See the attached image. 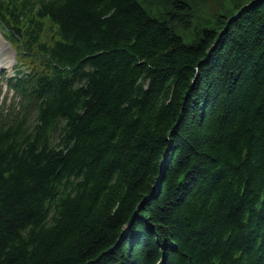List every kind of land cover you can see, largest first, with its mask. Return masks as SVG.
Instances as JSON below:
<instances>
[{"label": "trees", "instance_id": "1", "mask_svg": "<svg viewBox=\"0 0 264 264\" xmlns=\"http://www.w3.org/2000/svg\"><path fill=\"white\" fill-rule=\"evenodd\" d=\"M231 1L0 0V264H264V0Z\"/></svg>", "mask_w": 264, "mask_h": 264}, {"label": "rangeland", "instance_id": "2", "mask_svg": "<svg viewBox=\"0 0 264 264\" xmlns=\"http://www.w3.org/2000/svg\"><path fill=\"white\" fill-rule=\"evenodd\" d=\"M197 0H194L193 4L196 8V2ZM202 1L204 0H198V4H197V10H196V17H195V20H202L204 18H211L212 16L214 17V11L211 8L215 9V12H217L218 10H223L224 7L222 4H220L222 1L225 2V7H227L226 9H229L233 3L232 1L230 0L227 1V0H207L206 1V6L208 7H204V5L202 4ZM213 11V12H212ZM0 34L2 35V32L0 30ZM3 36V35H2ZM189 37H185V41L190 43L193 41V36L191 34H188ZM11 55H12V52H11ZM14 64H15V61H14ZM5 72V74H4ZM3 73V74H1ZM12 73L10 70H8V68H4L0 71V90L3 91V95L7 97V95L9 96L8 100L10 99L11 97V94L12 92H9V88L7 87V83H6V78L8 76H10Z\"/></svg>", "mask_w": 264, "mask_h": 264}, {"label": "bare ground", "instance_id": "3", "mask_svg": "<svg viewBox=\"0 0 264 264\" xmlns=\"http://www.w3.org/2000/svg\"><path fill=\"white\" fill-rule=\"evenodd\" d=\"M8 45L0 38V65L11 67L13 60L8 52Z\"/></svg>", "mask_w": 264, "mask_h": 264}, {"label": "water", "instance_id": "4", "mask_svg": "<svg viewBox=\"0 0 264 264\" xmlns=\"http://www.w3.org/2000/svg\"><path fill=\"white\" fill-rule=\"evenodd\" d=\"M230 21H231V20H230ZM230 21H229V22H230ZM226 27H227V26H226ZM226 29H227V28H225L224 31H225ZM224 31H223V32H224ZM223 32H222V33H223Z\"/></svg>", "mask_w": 264, "mask_h": 264}]
</instances>
